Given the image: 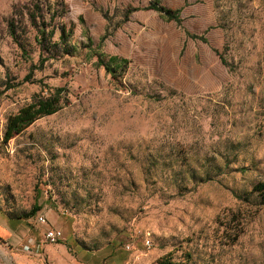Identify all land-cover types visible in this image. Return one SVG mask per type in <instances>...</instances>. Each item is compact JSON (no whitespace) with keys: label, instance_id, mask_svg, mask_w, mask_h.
<instances>
[{"label":"rangeland","instance_id":"374dc122","mask_svg":"<svg viewBox=\"0 0 264 264\" xmlns=\"http://www.w3.org/2000/svg\"><path fill=\"white\" fill-rule=\"evenodd\" d=\"M57 87L64 108L0 136L12 227L47 204L67 252L97 264H264V0H0L1 125Z\"/></svg>","mask_w":264,"mask_h":264},{"label":"trees","instance_id":"16d2710c","mask_svg":"<svg viewBox=\"0 0 264 264\" xmlns=\"http://www.w3.org/2000/svg\"><path fill=\"white\" fill-rule=\"evenodd\" d=\"M139 9H132L131 11H127L125 18L127 20V14H129L132 11H137ZM144 10H154L160 13L163 18L167 21H174L177 24H180V11L181 9H170L165 8L163 6H159L157 3L154 5H149L144 8ZM28 22L30 25L36 30L37 34H42V37L45 36V30L41 29L40 26L37 23V18H40L41 20L44 19V12L41 9H36V11H28ZM18 15L20 18L23 17V12L16 13L15 11L12 12L11 16L9 17L7 21V28L8 32L11 37L16 38L15 35V24L16 20L15 17ZM53 19V15L50 16V20ZM54 28L50 31V35H52ZM71 30V29H70ZM191 38H199L203 42H206V40L196 35H190ZM60 38L61 40H65V28L63 26L60 27ZM39 41V40H38ZM97 56L96 65L99 67H102L105 72L112 76V78H115L116 76H120L126 68L127 61L125 59L116 57V56H109L106 60V56L100 52L95 53ZM30 78L29 75L26 76L25 80L28 81ZM40 85H42V88L46 87L45 84H42L41 81H38ZM47 88V87H46ZM68 104V98H67V91L63 87H57L54 89L53 93L48 94L47 96L42 95H35L31 102L22 106L18 109V111L15 114L9 115L6 119V123L4 125V131H3V141L8 142L10 139H12L14 136L20 134L23 130H25L27 127H29L32 123H34L36 120L52 115L59 111L60 109L64 108ZM253 192H256L259 197V203L264 206V182L257 183L253 187ZM37 210H39V207L36 205H33L32 210L30 211V214L33 215ZM29 218L28 216L25 217V219ZM238 235L235 236L234 240L237 238ZM159 264H176L171 261H165L162 260L159 262Z\"/></svg>","mask_w":264,"mask_h":264},{"label":"crops","instance_id":"0c3cea01","mask_svg":"<svg viewBox=\"0 0 264 264\" xmlns=\"http://www.w3.org/2000/svg\"><path fill=\"white\" fill-rule=\"evenodd\" d=\"M40 204V203H39ZM44 214L45 224L38 223V227L30 228L28 220L22 222V226L12 227L9 217L4 211H0V264H97V260L87 251L84 254H75L72 257L66 249L68 236L63 242L48 244L44 242V229L56 228L64 231V226L59 218L52 215L47 204H40L38 211ZM36 217V216H35ZM36 222V221H35ZM37 223V222H36ZM42 227H40V226ZM45 233V232H44ZM44 235V234H43ZM29 250H24V247Z\"/></svg>","mask_w":264,"mask_h":264},{"label":"built area","instance_id":"2783aa9c","mask_svg":"<svg viewBox=\"0 0 264 264\" xmlns=\"http://www.w3.org/2000/svg\"><path fill=\"white\" fill-rule=\"evenodd\" d=\"M4 127L0 123V136L3 135ZM35 221L40 224H45L46 223V218L44 214H38L35 217ZM43 239L45 243L48 244H57L63 239V233L60 229L56 228H49L48 230L45 231L43 235ZM24 250L28 251L29 247H24Z\"/></svg>","mask_w":264,"mask_h":264}]
</instances>
